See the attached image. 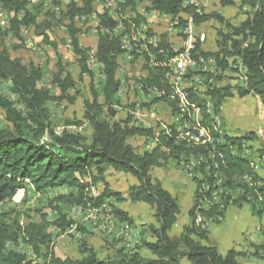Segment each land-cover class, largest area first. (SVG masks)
Instances as JSON below:
<instances>
[{
  "label": "trees",
  "instance_id": "trees-1",
  "mask_svg": "<svg viewBox=\"0 0 264 264\" xmlns=\"http://www.w3.org/2000/svg\"><path fill=\"white\" fill-rule=\"evenodd\" d=\"M95 1L83 0L79 6L72 0L65 12L46 13L45 19L37 23V16L30 10L28 0H0V12L6 14L8 23L7 29L0 33V81L11 85V93L24 106V112H20L0 95V110L7 124L5 128L0 126V204L12 200L20 191L26 192L28 187L38 194L66 188L69 193L57 197L64 206L84 210H100L105 206L101 213H108L107 210L111 208L110 214L118 221L132 224V219L125 212L107 203L109 199L117 202L124 200L122 194L113 190L106 180L107 171L112 169L137 181L126 191L129 200L144 203L154 211L155 224L147 229L150 240H141L139 247L148 256H143L139 251L128 254L119 250L113 255L99 257L93 250L83 248L79 259L61 260L53 256L51 235L46 225L31 223L23 227L18 219L2 212L0 264H30L24 262L22 255L6 250L8 244L17 245L20 240L36 253L41 248L46 249L50 257L44 264H239L240 254L234 249L221 254L217 247L208 243L207 232L202 227L208 220L217 222L216 217L224 214V211H219L220 204L230 203L227 199L236 191L240 194L233 204L250 203L253 216H264V178L258 172L259 165H264V147L253 150L251 143L258 136L252 132L239 137L221 134L215 119L224 101L233 97L254 95L264 107V0H241L239 6L233 0H220L222 7L248 9L246 19L239 25L231 24L217 12L206 14L202 9L201 13H196L186 5L188 0H122L117 5V18L106 10L96 13L93 7ZM99 1L104 4L107 0ZM150 12L170 17L173 27L180 30V35L190 17L196 27L209 21L219 23L221 29L217 31L215 52L203 51L198 42L193 43L190 50L194 60H213L215 70L189 72L184 79L188 81L200 75L203 82L235 81L220 88L216 84L208 85L205 92L196 88L183 90L186 103H183L184 113L180 114L182 101L175 87L167 80V63L182 50L173 49L167 34L155 38L157 35L148 27L143 32L144 40L135 43L130 55L144 62L142 70L145 75L136 80L141 86L139 91L146 95L150 91L162 94L153 98L150 104H145L146 108L164 101L170 108L171 116L180 118L177 121L180 125L176 126L175 123L168 127L169 133L158 127H136L131 124L130 116L119 120L115 110L120 106L118 94L121 82L117 72L126 50L123 49L121 37L115 36L114 31L121 25L123 35L128 34L131 38L137 30L147 26L144 14ZM94 14L98 21L99 37L92 59L100 66L104 79L99 91L93 87L90 50L81 46V29L76 25V19L86 20ZM60 25L65 28L67 45L80 76L87 75L90 80L91 100L84 101L83 115L92 127L88 142L67 130L56 134L51 128V115L46 108L49 102L66 100L74 104L77 98L82 97L73 78L69 74L62 78L64 71L59 64L53 84L60 95L54 96L42 86V69L34 62L23 64L19 58H13L5 44L6 38L10 37L15 42L13 50L23 48L25 41L22 32L33 28L40 43L56 49L57 44L51 41L50 36L53 28ZM227 73L232 76H227ZM208 103L211 112H208ZM195 111L199 113L194 115ZM184 124H187V128L178 132V128ZM198 126L208 133L212 142L201 145L189 139L190 135H197L194 128ZM179 134L182 140L178 139ZM137 136L144 137L145 144L156 139L157 145L151 151H146L144 146L145 152L139 153V149L136 150L129 142ZM244 144H251L249 148L256 156L251 155ZM258 157L263 158V162ZM191 158H199L201 162L194 168L191 178L196 188L192 206L187 212L189 223L182 228L179 236L171 237L169 233L179 219L180 207L177 199L154 180L151 173L166 167L171 161L187 164ZM214 177L220 178V181L217 183ZM97 187H101L98 195L92 196V189ZM198 214L203 222L195 225ZM51 225L62 233L72 226L64 217ZM253 250L255 258L264 260V246H253Z\"/></svg>",
  "mask_w": 264,
  "mask_h": 264
},
{
  "label": "rangeland",
  "instance_id": "rangeland-1",
  "mask_svg": "<svg viewBox=\"0 0 264 264\" xmlns=\"http://www.w3.org/2000/svg\"><path fill=\"white\" fill-rule=\"evenodd\" d=\"M82 1L83 0H75L76 4L79 6L82 4ZM233 1H235L238 6L240 5L241 0ZM113 2L114 9L111 15H113L114 18H117L115 16V13L118 10L117 5L121 3L122 0H114ZM69 3V0L29 1L30 10H32L37 16V23H41L45 19L46 13L55 12L56 14H60L62 11L65 12ZM93 7L96 13L103 12L102 2L99 0L94 2ZM202 9L206 14L211 12L221 14L233 25H239L242 21H244L248 12L247 8L237 9L232 6L222 7L220 5V0H205L202 3ZM144 17L147 20V26L145 28L141 27V29L137 30L136 34L132 35L131 38L128 34L123 35L124 29L121 25H118L114 31L115 36L121 37L123 49L126 50L125 54L121 57L120 67L117 72V77L121 82L118 94L120 106L115 110L118 114L117 119L124 120L127 116H130L131 124L136 127L149 129L150 126H154V128L158 127V129L160 128L161 130L163 126H165L168 129V127L172 126L173 119L170 113V108L166 102L161 101L155 104L157 107H154V110H152V112L154 111V117H150L151 115L148 114L151 108H146L145 106V104H149L146 101V94H143L138 90V84L136 83L138 78L145 75V72L142 70L144 62L141 58L136 60L133 59L130 52L134 50V46L136 45L135 43L140 40H144L143 32L148 27L154 31V34H158L155 38L161 34H167L169 42L175 51L183 49L184 42L187 37L185 35H180L176 29L170 30L171 28H174L173 21L170 17H163L158 13L151 12L144 14ZM183 17L185 18V16ZM161 23H164V27L159 29V31H157L158 33L155 32L156 28H158ZM76 25L81 29V33L79 35L81 46L90 50L89 66L94 74L93 87L94 90L99 91L102 87L104 79L100 73V66L97 65L93 59H91L99 37L96 14L86 20L76 19ZM7 27L8 23L6 14L1 11L0 33L5 31ZM220 29L221 25L216 21H209L197 27L194 26L193 43H200L202 50L205 52H215L217 49L216 43L218 41L217 31ZM22 36L25 41L23 46L24 48L17 51L13 50V44L15 42L10 37H7L5 40L6 48L13 58H19L23 64L34 62L42 69V86L44 88L48 89L54 96L60 95L58 89L53 84L55 75L58 73V66L60 64L64 71L62 78L69 74L76 82L77 89L82 94V97L77 98L74 104H69L66 100L58 103L49 102L46 104V108L51 115V128H53L54 132L57 134H61L63 130H67L70 133L82 136L87 142L90 141L92 127L83 118L84 101L91 100L90 80L87 75L80 76V71L76 65L75 58L71 54L70 48L67 45V35L64 26H55L52 30L50 38L52 42L57 44L56 49L40 43L38 36L34 35L33 28L23 30ZM213 65L214 62L209 65L206 71L210 72V70H213ZM191 71L192 70L188 72ZM195 71L196 70L191 73H195ZM227 76L230 77L232 75L227 73ZM215 84L220 88L226 86L227 84H233V82L228 79L218 83L207 80V82L200 81L199 83H196L195 87L197 86L196 89L198 91L205 92L209 87L208 85ZM188 85L189 83H187V80L184 81L183 79L181 87L182 90L187 89ZM10 89L11 85L9 83L0 81V95L11 102L16 110L24 112V106L19 102L18 98L11 93ZM153 97L155 98L156 96ZM232 104L233 103L231 101H228L226 102V106H224V108L223 105L221 107V109H224V113L227 117L229 111L231 112V110H234V106ZM208 106V112H211V105L209 103ZM241 107H245V109L250 112L249 115H251L249 119L251 122L249 125H246L243 131L239 132L230 130L228 123L224 126L222 121H220L221 119H215L220 123L218 127L222 134H228L230 136L232 133L242 132V135H245L249 131L255 133L258 136V139L251 143L253 150L255 151L256 148L264 147V109L262 111L259 110L251 99L247 103H244V106ZM197 113H199V111H197ZM195 114L196 111L194 112V115ZM244 120L245 123L248 121L245 118ZM78 122L81 123V125H75ZM0 126L3 128L7 126L4 114L1 110ZM145 141L146 139L144 137L137 136L132 138L129 142L136 150L140 148L139 153H143ZM253 150L250 149L252 152ZM245 156L247 157L248 155ZM199 158H191L190 162L187 164L183 162L178 164L176 161H171L169 163L173 164L171 168H174V170L179 172V175L184 178V181H182L183 183L181 182L183 187V192L181 193L182 195L176 197L177 200L180 198L178 200L180 204L179 207L183 212L181 217L187 216V212L193 203V194L196 186L191 180L192 176H189L188 172H191L189 166L198 167L201 162ZM261 162H263V160ZM164 168L168 170L169 166ZM259 169L260 170L258 172L264 178V165H259ZM106 180L110 187L113 190L120 192L124 198L121 202L109 199L107 203L113 208H118L125 212L132 219V224L120 222L112 216L109 217L108 213L107 215L105 213L95 214L87 209H85L86 211L82 214L76 215L73 212V208L66 207L57 200V197L69 193V190L66 188H58L47 191L46 193L38 194L34 192L32 188L28 187L26 192L20 191L12 200L1 203L0 213L3 212L10 214L12 218L18 219L20 225L23 227L31 223H42L46 225L47 232L51 235L50 248L53 252V256L61 260L79 259L82 256L81 252L83 248L93 250L99 257L113 255L119 250H123L128 254L139 251L143 256L147 257L148 254L143 250H140L139 247L141 245V240H150V233L147 229L152 223L155 224L153 217L154 211L144 203H132L129 200L126 191L129 186L137 184V181L134 178L109 169L106 173ZM86 181L88 180L86 179ZM100 189L98 187L92 189V196H97ZM239 194L240 193L238 191L232 193L230 199H227L230 203H227L226 205L220 204L219 211H224V214L219 216L221 220H216V223L206 221V224L202 227V229L207 232L208 243L217 247L221 254H225L229 249L235 248L240 254L238 257L239 264H264V260H258L252 255L254 252L253 246H264V216L262 218L253 216L251 213L250 203L233 204V202H236L239 198ZM217 202H219V200ZM119 205H121V207ZM227 210L231 211V217L229 220L224 218ZM60 217H64L66 221L70 222L72 225L71 228L67 229L63 233L56 229L55 226L51 225ZM111 220L115 221H112V223L110 222ZM237 221H240L241 224H237ZM188 223L189 220L183 222L179 218L177 224L175 225L176 227L174 228V235L180 234L182 232V228ZM196 225L198 224L196 223ZM220 228L221 230L224 229L225 232H229V238L234 239L224 241L222 238H219L218 235L221 236ZM243 228H246V230L244 231ZM6 250L22 255L25 260L24 262L30 264H44L50 257L46 249L41 248L40 252L36 253L22 240H20L17 245L8 244L6 246Z\"/></svg>",
  "mask_w": 264,
  "mask_h": 264
},
{
  "label": "bare ground",
  "instance_id": "bare-ground-1",
  "mask_svg": "<svg viewBox=\"0 0 264 264\" xmlns=\"http://www.w3.org/2000/svg\"><path fill=\"white\" fill-rule=\"evenodd\" d=\"M30 1V0H28ZM109 1V0H107ZM50 2V1H49ZM187 2H192V0H188ZM105 4V3H104ZM104 4H102V8H104ZM56 11V10H55ZM201 12H202V8H201ZM194 24L191 20H189L185 26V28L183 29L182 32V35H185L187 37L186 41L184 42V46H183V49H182V52L179 54L180 55V60H182L183 62H191V63H184V65L182 67H178V61L177 60H171L167 63V67H168V74H167V80L170 82L171 85H173L176 89V92L180 95V98H181V101H182V104L183 103H186V96L184 94V91L182 90V82H183V79L185 77V75H187L190 71H194V70H201L203 72H206L209 64L211 63V60L208 59V60H203V59H200L199 61L198 60H194L191 55H190V49L189 48H192V45H193V28H194ZM180 33V31H179ZM181 34V33H180ZM184 36V37H185ZM128 40V39H127ZM129 42V41H128ZM183 43V41H182ZM182 47V46H181ZM128 50V49H127ZM129 51V50H128ZM128 58V57H127ZM92 59V58H91ZM92 62V61H91ZM95 64V63H94ZM191 71V72H192ZM200 76V75H199ZM199 76H194V79L191 78L190 80L187 81V83H189L188 85V88H196L195 85L196 83H199L201 79V77ZM186 79H184L185 81ZM184 85V84H183ZM198 85V84H197ZM183 87H187V86H183ZM138 90L141 89V86H138L137 87ZM144 94V93H143ZM162 94L159 93V92H156V91H150L148 92V95H146V101L150 104V101L152 100L151 99V96H156V98L160 97ZM180 104V114H183L184 113V107L185 106L184 104L182 105ZM150 107V106H148ZM152 107V106H151ZM117 108V107H116ZM153 108V107H152ZM151 108L150 111H152L153 109ZM178 119L180 120V118L176 117L174 118L173 120V124L177 123ZM217 124L219 126V121H217ZM187 128V124H184V126H181L178 128V132H181V130H184ZM166 131L167 133H169L167 131V128L165 126H163V128L161 129V131ZM195 132L196 133H199L201 136H197V135H190L189 136V139L195 143V144H201V145H204L206 143H210L212 142L211 138L209 137L208 133L202 129V128H199V126L197 128H194ZM186 134V132H185ZM222 134V133H221ZM158 136V135H157ZM153 139V138H152ZM178 139L179 140H182V135L179 134L178 136ZM147 146H145V149L146 151H151L156 145H157V140L156 139H153V140H150L148 141V143L146 144ZM245 151V150H244ZM246 154V153H245ZM221 157V155H219ZM218 156V157H219ZM199 161V160H198ZM201 161V160H200ZM258 165V164H256ZM215 167H217L216 165H214ZM188 167V166H187ZM191 172H188L189 173V176H194V168L195 166H189ZM188 169V168H187ZM255 169H256V166H255ZM196 175V174H195ZM216 183V182H215ZM218 183V182H217ZM218 186V185H217ZM221 186V185H220ZM214 193V192H213ZM212 198V197H211ZM214 199V198H213ZM212 199V200H213ZM204 202V201H203ZM212 202V201H211ZM208 204V203H207ZM219 204V203H218ZM203 205V204H202ZM100 209V208H99ZM106 207L103 206L102 209L100 210H95V209H87L88 211H91L92 213H95V214H101V211L105 210ZM84 211L83 208H80V207H74L73 208V212L76 214V215H80L82 214ZM108 214H109V217L112 216L114 217L112 214H110L111 212V208L109 210H107ZM106 215L107 213L104 212ZM115 218V217H114ZM116 219V218H115ZM201 220V221H199ZM216 220H220V218L216 217ZM112 221H115V220H111L110 222ZM208 221H212L211 220H208ZM202 219H201V216L198 214L196 216V223L200 224L202 223ZM113 223V222H112ZM205 224V223H204ZM211 224V223H210ZM196 225V224H195ZM209 225V223H208ZM207 225V226H208ZM108 227V226H107ZM207 228V227H206Z\"/></svg>",
  "mask_w": 264,
  "mask_h": 264
},
{
  "label": "crops",
  "instance_id": "crops-1",
  "mask_svg": "<svg viewBox=\"0 0 264 264\" xmlns=\"http://www.w3.org/2000/svg\"><path fill=\"white\" fill-rule=\"evenodd\" d=\"M203 1L205 0H201V8H202V3ZM235 2V1H234ZM94 5V4H93ZM151 13H155V12H151ZM164 17V16H163ZM147 21V20H146ZM161 21H164V20H161ZM164 27V23H161L160 26L158 28H156L155 32L159 31V29H162ZM171 30V29H170ZM175 30V28H174ZM176 31H179L178 29H176ZM154 32V31H153ZM158 33V32H157ZM158 35V34H157ZM51 39V38H50ZM24 48V47H23ZM22 48H19L17 50H20ZM15 50V51H17ZM211 60V59H210ZM213 63V60H211V63ZM209 64V65H210ZM209 67V66H208ZM208 69V68H207ZM233 83L235 81H232ZM252 100L254 103H255V106L259 109V110H263L264 107L260 101V99L257 97V96H254V95H249L247 97H244V98H238V97H233L231 99H226V101L223 103V108L224 106H226V102L228 101H231L234 106V110H231V112L229 111V114H228V117L227 115L224 113V109L222 108L221 111H220V114L219 116L216 118L217 120H220L222 121V123L225 125H227L226 123L229 124V129L230 130H234V131H243V129L246 127V125H249L251 121H249L251 115L250 112H248L245 107H241V106H244V103H247L249 100ZM153 108H152V107ZM154 107H157V105H150V108H152L154 110ZM240 107V108H239ZM148 114H150L151 116L150 117H154V111H149ZM196 114H198L196 112ZM175 117H172V119L174 120ZM248 120L246 123H245V120ZM226 121V122H225ZM242 121V122H241ZM220 124V123H219ZM172 125L173 122H172ZM180 125V123H177L176 126ZM160 130V128H159ZM247 133H251V131L247 132ZM243 133H232L230 136L231 137H239L241 136ZM228 135V134H227ZM247 148H249V145L248 144H244ZM140 149V148H138ZM143 152H144V147H143ZM173 164H169L167 166H169L168 170H166L164 167H161V168H158L156 170H154L152 173H151V176L154 180H157L161 186L166 190L168 191L174 198L176 197H179L180 195H182L181 193L183 192V187L181 185V182L184 181V178L181 177V175H179V172L175 171L174 168H171ZM166 166V167H167ZM183 183V182H182ZM180 199V198H179ZM178 199V200H179ZM177 200L178 204H179V201ZM109 201V200H108ZM190 203H191V198H190ZM180 205V204H179ZM191 205V204H190ZM121 207V205H119ZM190 207V206H189ZM181 211V210H180ZM182 211H181V214L179 216L180 220L183 221V222H186L188 220V217L187 216H182ZM226 216L224 217L225 219L229 220V218L231 217V211L227 210L226 211ZM227 217V218H226ZM182 218V219H181ZM187 218V220H186ZM179 220V219H178ZM178 222V221H177ZM237 224H241L240 221H237L236 222ZM177 224V223H176ZM175 224V225H176ZM151 225H154L153 223ZM174 225V227L172 228L171 232L169 233V235L171 237H174V236H179L180 234H176L174 235V228L176 227ZM149 227V226H148ZM243 230L245 231L246 228H243ZM222 231V232H221ZM220 233H221V236L218 235L219 238H222L224 241L228 240V239H234V238H229L230 237V233L229 232H225L224 229L221 230L220 228ZM236 234V233H235ZM231 236H232V233H231ZM232 249V248H231ZM219 250V249H218ZM230 250V249H229ZM235 251H237L235 248H234ZM238 252V251H237ZM239 253V252H238Z\"/></svg>",
  "mask_w": 264,
  "mask_h": 264
},
{
  "label": "built area",
  "instance_id": "built-area-1",
  "mask_svg": "<svg viewBox=\"0 0 264 264\" xmlns=\"http://www.w3.org/2000/svg\"><path fill=\"white\" fill-rule=\"evenodd\" d=\"M70 2L72 0H69ZM75 2V0H73ZM114 0H109V1H105V4H104V8H103V11H107L109 14H112V11H113V6H114ZM186 5L190 6L191 8H193V10L196 12V13H201V0H192V2H186ZM116 7V6H115ZM188 20H193L191 17L190 18H187ZM171 30H174V28H171ZM190 50L192 48H189ZM172 60H177L178 61V67H182L184 65V63H191V62H183L182 60H180V55H177L175 56ZM194 79V77H192ZM154 98L151 96V99ZM150 128H154V126H150ZM57 134V133H56ZM197 136H201L199 133H197ZM144 146H147L146 144ZM249 153L251 155H255L252 151H249ZM256 156V155H255ZM260 160H263V158H260L258 157ZM215 181H220V178H215ZM201 221V220H199Z\"/></svg>",
  "mask_w": 264,
  "mask_h": 264
}]
</instances>
